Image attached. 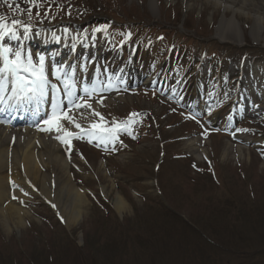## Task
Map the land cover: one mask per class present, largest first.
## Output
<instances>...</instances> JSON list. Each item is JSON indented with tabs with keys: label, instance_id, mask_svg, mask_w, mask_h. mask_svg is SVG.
<instances>
[{
	"label": "rangeland",
	"instance_id": "rangeland-1",
	"mask_svg": "<svg viewBox=\"0 0 264 264\" xmlns=\"http://www.w3.org/2000/svg\"><path fill=\"white\" fill-rule=\"evenodd\" d=\"M186 1L191 6L188 10ZM244 1L175 0L174 5L165 0H8L13 5L9 8L0 0V16L9 25L12 19L23 21L19 31L32 23L35 28L46 27L83 21L89 15L98 22L108 11L104 19L115 23L111 24L115 25L113 43L107 50L109 67L101 56L88 59L77 53L79 66L87 60L93 66L90 73L98 66L100 77L105 69L114 77L127 67L130 71L135 63L139 73L148 76L163 72L162 83L167 86L186 82L183 87L190 86L184 97L190 93L189 98L197 100L194 83L198 71L199 83L202 80V63L210 60L215 75L221 62L229 81L232 75L225 58L236 60L249 54L248 59L264 61V52L253 49L264 50V11L257 6L251 12L236 11ZM92 34L93 29H85L84 41L90 43ZM2 41L14 51L20 44L10 35ZM71 43L76 46L74 40ZM92 44L101 45L97 54L105 52L103 39ZM139 45L141 52L134 59ZM240 47L249 51L231 49ZM88 53L95 55V49ZM32 56L38 65L37 55ZM204 78L200 89L210 83V76ZM79 80L78 86L84 87ZM146 84L116 97L123 102L113 101L111 95L96 100L91 97L96 93L84 96V105L91 108L80 110L76 123L108 128L120 123L115 120L133 121L126 125L127 139L124 142L119 136L115 146L112 139L104 150L92 149L87 138L75 140L69 164L75 184L87 197L82 221L67 229L59 213L36 194L24 207L28 215L22 228L15 227V222L0 225V264H264V116L241 121L237 129L245 142L238 143L232 137L234 129L227 127L233 99L230 89L219 86L222 122L218 129L203 116L182 114L183 107L175 99L159 95L161 88ZM93 101L100 102V109L92 110ZM88 116L98 122L89 121ZM121 127L122 123L117 131ZM156 178L160 195L156 186L146 182ZM104 186L109 194L103 192ZM117 193L127 204L122 212L114 207ZM162 195L167 207H161ZM57 225L64 232L62 241L51 231Z\"/></svg>",
	"mask_w": 264,
	"mask_h": 264
},
{
	"label": "bare ground",
	"instance_id": "bare-ground-1",
	"mask_svg": "<svg viewBox=\"0 0 264 264\" xmlns=\"http://www.w3.org/2000/svg\"><path fill=\"white\" fill-rule=\"evenodd\" d=\"M165 1L166 4H174L175 2V0ZM231 1L241 2V0ZM247 2L245 0L236 11L251 12L250 8L252 6H257L264 11V4L259 5L255 0L249 4ZM262 2L264 3V0ZM183 4L186 10L191 8L188 1L183 2ZM246 12L244 14H248ZM21 31H23L21 35L24 39L27 34H25L24 30ZM77 49L82 50L83 53L88 51L83 45ZM17 50L21 51V49ZM68 50L71 51L70 56L78 51H75L69 44H62L60 42V48L56 47L48 52L49 56L46 61L50 65L49 68H52L51 72L55 74L57 68L63 71V68L69 63V59L65 60L59 67V62L55 60L59 59L58 56L62 57L63 54H68ZM2 67L3 59L0 61V68ZM88 70L90 69L85 68V71L82 70L81 74L86 75ZM105 77L104 83L107 88L113 87L118 89L117 87H123L126 80L125 76H123L121 83L116 85L118 76L115 78L116 84L110 79V76L105 75ZM153 79V77H145L143 82L150 83L153 82ZM10 88L11 85L9 84ZM3 95L5 102L3 105H0V113L1 111H7L8 113L17 112L18 115H13V118L15 117L13 119L7 115L0 114V225L5 227L8 222H15L17 223V226L14 225L15 227L18 229L22 228L24 220L28 215L24 211L26 203L33 199L36 194H40L48 205H55V207H52L59 213L67 229L70 230L78 226L77 222L83 219V207L86 205L87 197L81 188L77 187L72 178L69 164L70 159L67 156L74 152L75 145L73 142L75 140L86 137L89 141L98 142L97 136L99 133L97 136L89 135V133L96 132L97 130L91 126L77 128L75 123H71L65 119L59 121L61 130H56L52 121L50 106L51 98L55 95L52 91H49L48 101L39 106L35 103L29 104L27 102L18 104L15 100L8 99L11 95L10 90ZM115 100L123 102L124 99L115 98ZM99 107L100 103H96L92 110L99 109ZM216 108L218 111H221L219 103ZM86 109L90 110L86 106L73 108L68 112V115L75 119L76 114H81L80 110ZM197 109L193 108L195 114H203V110ZM216 113V109H210L207 114L216 115ZM46 119L49 120V124H45L44 121ZM87 119L95 120L91 116H88ZM7 120L14 121L18 127L10 124L11 122L9 123ZM108 129H115L116 131L115 127ZM68 133L72 135L68 136ZM62 140H68L69 143H63ZM194 146L195 143H192L191 147H193V150ZM198 151L199 149L197 148L196 154ZM107 188V186L103 187L105 194L110 193L106 190ZM114 207L118 212H122L127 207L125 199L118 193L114 198ZM51 231L53 233V230ZM84 247L86 248L87 245Z\"/></svg>",
	"mask_w": 264,
	"mask_h": 264
},
{
	"label": "snow or ice",
	"instance_id": "snow-or-ice-1",
	"mask_svg": "<svg viewBox=\"0 0 264 264\" xmlns=\"http://www.w3.org/2000/svg\"><path fill=\"white\" fill-rule=\"evenodd\" d=\"M5 4H8V0H4ZM8 7H13L12 4H8ZM23 21L18 19H12L11 24L5 22V18L0 16V40H3L5 36H11L14 40H19L20 35L16 31L17 27L22 26ZM30 31L28 26H24V32L27 34ZM67 32V29H65ZM107 33V26H101L93 29V33ZM58 39V38H57ZM10 55H14V58H10ZM0 57L3 58V67L0 68V105L4 104V95L11 92V95L8 97L10 100H15L18 104L22 103H35L37 106L48 101L49 99V89L53 93L50 101V106L52 110V121L56 130H61L59 126V121L61 119L68 120L71 123H75L77 128H80L81 125L76 123L73 117L68 115V112L72 108H81L85 105L78 102L84 99V97L75 96V82H72L70 85L69 73L65 72L63 80L64 92L67 96V103L71 105V108L67 111L63 108V101L60 97V89L52 84L48 74L45 69V57H39V63L34 62L33 56L31 53L27 56H23L20 50L14 51L11 47L4 46L0 44ZM55 75L57 80L61 79V69L57 68L55 70ZM9 84L11 88L9 89ZM85 93H88V89H84ZM89 109L91 104L86 105ZM59 113V115H58ZM96 116H100L98 112L93 113ZM137 113H132V116H137ZM103 119V117H101ZM45 124H49V120L44 121ZM133 121H129L131 123ZM91 127L96 129V132L89 133V135L97 136L100 143H105L111 139L117 138L115 135V129L105 128L101 124H92ZM119 128V125H117ZM50 130V129H46ZM71 133H68V136H71ZM59 139V137H57ZM63 143H69L68 140H62ZM27 195V193H25ZM15 199V197H13ZM55 207V205H52Z\"/></svg>",
	"mask_w": 264,
	"mask_h": 264
},
{
	"label": "trees",
	"instance_id": "trees-1",
	"mask_svg": "<svg viewBox=\"0 0 264 264\" xmlns=\"http://www.w3.org/2000/svg\"><path fill=\"white\" fill-rule=\"evenodd\" d=\"M202 255H203V254H201V255L199 254V259H202ZM209 259H210V258H209ZM202 260H203V259H202ZM263 261H264V260H263Z\"/></svg>",
	"mask_w": 264,
	"mask_h": 264
}]
</instances>
